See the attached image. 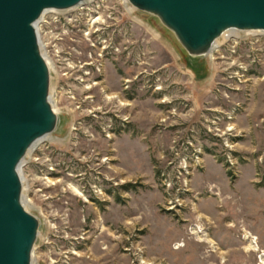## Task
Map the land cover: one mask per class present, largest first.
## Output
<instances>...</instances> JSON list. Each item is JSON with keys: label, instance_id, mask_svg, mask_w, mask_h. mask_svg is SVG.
Segmentation results:
<instances>
[{"label": "rangeland", "instance_id": "374dc122", "mask_svg": "<svg viewBox=\"0 0 264 264\" xmlns=\"http://www.w3.org/2000/svg\"><path fill=\"white\" fill-rule=\"evenodd\" d=\"M41 19L58 125L20 169L32 264H261L264 32L193 57L123 0Z\"/></svg>", "mask_w": 264, "mask_h": 264}, {"label": "water", "instance_id": "95a60500", "mask_svg": "<svg viewBox=\"0 0 264 264\" xmlns=\"http://www.w3.org/2000/svg\"><path fill=\"white\" fill-rule=\"evenodd\" d=\"M86 1L0 0V264H32L40 221L24 206L20 169L58 125L37 24L47 11ZM127 1L156 16L193 57L209 54L228 31L264 32V0Z\"/></svg>", "mask_w": 264, "mask_h": 264}, {"label": "bare ground", "instance_id": "6f19581e", "mask_svg": "<svg viewBox=\"0 0 264 264\" xmlns=\"http://www.w3.org/2000/svg\"><path fill=\"white\" fill-rule=\"evenodd\" d=\"M125 3H127V4H129V2L127 1V0H123ZM42 20V19H41ZM40 20V21H41ZM40 23V22H39ZM39 23H38V25H39ZM38 25H37V31H38ZM230 33V34H229ZM229 33H228V35L227 34H225L224 35V37H229V36H233V37H235V36H237V33L235 32V30H232V31H229ZM44 57H45V55H44ZM46 58V57H45ZM211 61V60H210ZM50 63H52V62H50ZM212 63V62H211ZM49 64V63H48ZM52 65V64H51ZM52 67H53V65H52ZM54 68V67H53ZM55 110V109H54ZM56 111V110H55ZM46 138V137H45ZM43 140V139H42ZM42 140H40V141H42ZM40 141H38V142H40ZM37 144V143H36ZM35 147V146H34ZM33 147V148H34ZM33 148L30 150V152L33 150ZM201 229V228H200ZM195 233L198 235V237H199V239L200 238H202V237H200L199 236V234H202V231L201 230H197V231H195ZM194 234V233H193ZM204 237V236H203ZM250 237H253L252 235H247L246 237H245V240L247 241V242H249V246H248V249H247V251H253V252H258L259 251V249H258V246L257 245H255L256 243H254L253 241H255L254 239H253V241H251L250 242ZM200 242H204L205 243V240H202V241H200ZM261 264H264V257H262L261 258Z\"/></svg>", "mask_w": 264, "mask_h": 264}, {"label": "built area", "instance_id": "2783aa9c", "mask_svg": "<svg viewBox=\"0 0 264 264\" xmlns=\"http://www.w3.org/2000/svg\"><path fill=\"white\" fill-rule=\"evenodd\" d=\"M88 1H89V0H88ZM86 2H87V1H86ZM86 2H85V3H86ZM83 4H84V3H83ZM81 5H82V4H81ZM79 6H80V5H79ZM77 7H78V6H77Z\"/></svg>", "mask_w": 264, "mask_h": 264}]
</instances>
